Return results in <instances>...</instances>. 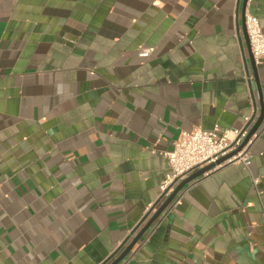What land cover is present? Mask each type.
Segmentation results:
<instances>
[{"label":"crops","instance_id":"1","mask_svg":"<svg viewBox=\"0 0 264 264\" xmlns=\"http://www.w3.org/2000/svg\"><path fill=\"white\" fill-rule=\"evenodd\" d=\"M247 13L263 21L264 0H0V264L110 263L182 131L256 121ZM249 150L184 186L120 264H264V116Z\"/></svg>","mask_w":264,"mask_h":264},{"label":"built area","instance_id":"2","mask_svg":"<svg viewBox=\"0 0 264 264\" xmlns=\"http://www.w3.org/2000/svg\"><path fill=\"white\" fill-rule=\"evenodd\" d=\"M245 30L255 62L264 61V19L260 21L255 15L247 13ZM151 51V48H143L138 55L146 57ZM249 121L250 118H246L245 125L240 129H222L215 125L210 130L194 127L189 131H182L174 142L172 150L163 153L167 159L168 172L160 184V195H168L178 181L194 170L214 163L236 150L248 134ZM255 137L256 133L247 140L239 152L214 169L234 162H240L248 167L251 158L249 146ZM253 182H257V179Z\"/></svg>","mask_w":264,"mask_h":264},{"label":"water","instance_id":"3","mask_svg":"<svg viewBox=\"0 0 264 264\" xmlns=\"http://www.w3.org/2000/svg\"><path fill=\"white\" fill-rule=\"evenodd\" d=\"M245 31L246 30L244 28V33H245ZM247 41L248 40H246V44L248 45ZM249 49H250V46H249ZM249 57L251 60L252 71L254 73V77L256 78V70H255L254 65H253L254 58H253L251 52L249 54ZM263 116H264V106L262 104H260V113H259L256 121L252 124V121L254 118L253 117L249 121V123L247 124V126H250V127L248 129V134H247L246 138L244 139L242 145H240L236 150L230 152L226 156L219 158L216 162L207 164V165L193 171L192 173L188 174L186 177H184L183 179H181L180 181H178L175 184L172 191L168 195H166V196L161 195L159 200L150 209V212H152L153 210H154V212L149 217V219L144 223V225L141 226V224L144 222L143 220L150 214V212L147 215H145L144 219H142V221L136 226L135 230L138 229V227H140V229L138 230L137 234L134 236L132 241L123 249V251L113 261H111L108 264H120L123 260L126 259L128 254L131 252L132 248L135 246V244L140 240V238L143 236V234L150 228V226L154 223V221L164 212V210L170 206V204L173 202V200L177 197V194L181 191L182 188H184V186H186L187 184L191 183L192 181H195L196 179L200 178L202 175L211 172L215 166L223 163L226 159L230 158L231 156H233L237 152H239L240 149L242 148V146L247 142V140L254 133H256L257 129L259 128L260 124L262 123ZM162 199H163V202L157 208L156 206H157L158 202Z\"/></svg>","mask_w":264,"mask_h":264}]
</instances>
